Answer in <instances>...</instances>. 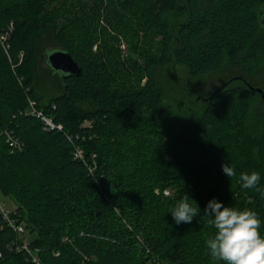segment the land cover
I'll use <instances>...</instances> for the list:
<instances>
[{
	"label": "trees",
	"instance_id": "16d2710c",
	"mask_svg": "<svg viewBox=\"0 0 264 264\" xmlns=\"http://www.w3.org/2000/svg\"><path fill=\"white\" fill-rule=\"evenodd\" d=\"M263 7L264 0H0V33L13 25L8 51L0 40V192L25 227L19 233L0 212V264H38L19 249L25 238L39 264H222L205 246L214 231L203 213L211 198L254 210L264 234V195L239 186L240 172L255 170L264 190V98L248 86L264 88ZM54 49L69 51L82 72L54 71ZM174 63L193 78L222 66L233 74L208 99L196 96L201 110L189 102L181 118L164 102L160 79V68ZM40 79L59 89L46 103ZM29 96L65 129L45 130L25 114ZM76 146L84 159L74 157ZM222 163L236 175L227 177ZM186 195L198 215L177 225L168 211Z\"/></svg>",
	"mask_w": 264,
	"mask_h": 264
},
{
	"label": "clouds",
	"instance_id": "9594fccd",
	"mask_svg": "<svg viewBox=\"0 0 264 264\" xmlns=\"http://www.w3.org/2000/svg\"><path fill=\"white\" fill-rule=\"evenodd\" d=\"M221 169L229 178L236 175L230 163H222ZM260 179L258 171H242L239 186L255 188L264 195L259 186ZM187 197L179 199L168 211L177 225L189 224L198 215L197 206L189 203ZM203 213L214 229L205 240V246L214 260L222 264H264V234L260 231L261 220L254 210L238 209L211 198L206 202Z\"/></svg>",
	"mask_w": 264,
	"mask_h": 264
},
{
	"label": "rangeland",
	"instance_id": "374dc122",
	"mask_svg": "<svg viewBox=\"0 0 264 264\" xmlns=\"http://www.w3.org/2000/svg\"><path fill=\"white\" fill-rule=\"evenodd\" d=\"M44 67L48 66L45 62L42 63ZM40 74H42L40 72ZM160 79L164 90V102L166 104H171L173 110L178 117L184 118L189 115V102L193 103L196 96H207L213 89L220 85L224 79L233 74L225 70L222 66L212 73L200 76L198 78L191 77L188 68L183 64H169L167 66L160 68ZM37 89L40 94H44L43 101L46 103L49 101L50 97L59 92L55 86L52 85L50 81H44L43 79L39 81ZM264 90V88H263ZM185 103V108L179 110L177 104L179 101ZM195 110L200 111L202 104L193 103ZM0 202L5 203L7 208L12 209L11 200L0 192ZM27 234V233H26ZM28 235V234H27ZM28 238V237H27Z\"/></svg>",
	"mask_w": 264,
	"mask_h": 264
},
{
	"label": "built area",
	"instance_id": "2783aa9c",
	"mask_svg": "<svg viewBox=\"0 0 264 264\" xmlns=\"http://www.w3.org/2000/svg\"><path fill=\"white\" fill-rule=\"evenodd\" d=\"M12 27L13 25L11 23L4 32L0 33V40L2 41L7 51L10 47L7 40L9 35L11 34ZM22 60H23V53L21 52L18 55V59L13 61V67H16L18 64H20ZM53 107H55V105H53ZM25 114L32 115L38 118L41 121L42 126L45 130L50 131V130L65 129V126L62 122L55 120L54 116L51 113L46 112L42 107H40L38 101L31 96L28 97V105L25 110ZM90 122L91 121H85V124L89 125ZM4 133L6 135L7 141L12 143L13 148L21 147L22 143L20 139L16 137L12 131L6 129ZM93 156L95 157V154H93ZM74 157L79 159H84L85 158L84 149L80 146H76V148L74 149ZM164 192L166 194H169L170 190L165 189ZM0 212L8 220L9 224L12 225L19 233L25 232V227L22 224L15 223L14 219L11 217V209L7 208L5 206V203L3 202H0ZM19 247L20 250L21 249L26 250L29 253V255L33 258V260L39 264V260L35 254V250L30 246L26 238L25 241Z\"/></svg>",
	"mask_w": 264,
	"mask_h": 264
},
{
	"label": "water",
	"instance_id": "95a60500",
	"mask_svg": "<svg viewBox=\"0 0 264 264\" xmlns=\"http://www.w3.org/2000/svg\"><path fill=\"white\" fill-rule=\"evenodd\" d=\"M259 20L264 28V7L260 10ZM47 63L54 69V71L59 72L63 77L78 75L82 72V67L79 64L78 60L73 57V55L66 50L63 49H54L47 54ZM239 78L231 77L229 78L222 86L218 87L215 91L221 89L229 82ZM248 86L261 94L262 98H264V90L261 87L253 86L248 84ZM212 92L209 97H211L214 93ZM199 98L208 99V97L198 96Z\"/></svg>",
	"mask_w": 264,
	"mask_h": 264
}]
</instances>
